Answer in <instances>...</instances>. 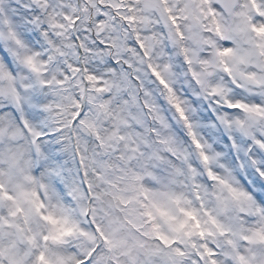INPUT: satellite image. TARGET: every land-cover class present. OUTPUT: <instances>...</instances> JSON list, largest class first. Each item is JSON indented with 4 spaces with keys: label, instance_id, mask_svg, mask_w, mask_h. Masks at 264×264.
Instances as JSON below:
<instances>
[{
    "label": "snow or ice",
    "instance_id": "6c2138e0",
    "mask_svg": "<svg viewBox=\"0 0 264 264\" xmlns=\"http://www.w3.org/2000/svg\"><path fill=\"white\" fill-rule=\"evenodd\" d=\"M0 264H264V0H0Z\"/></svg>",
    "mask_w": 264,
    "mask_h": 264
}]
</instances>
